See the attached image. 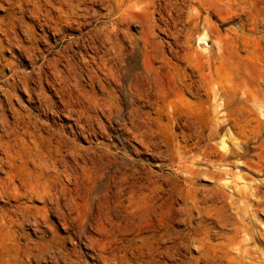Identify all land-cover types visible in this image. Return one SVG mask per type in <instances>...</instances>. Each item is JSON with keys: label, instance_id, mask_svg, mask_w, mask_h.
<instances>
[{"label": "bare ground", "instance_id": "6f19581e", "mask_svg": "<svg viewBox=\"0 0 264 264\" xmlns=\"http://www.w3.org/2000/svg\"><path fill=\"white\" fill-rule=\"evenodd\" d=\"M1 2H3V0H0V3ZM7 2L11 6L16 5L19 8V12L22 14L28 11L39 19V23L42 27L48 26L57 33L63 31L65 25L74 26V24H76L77 28L81 29L77 37V42L81 43L86 50L87 48L93 50L94 54L90 55L91 60L102 72L104 82H101L99 79L102 93H97L95 91L96 76L93 73L86 72L88 84L92 89H85L77 83L76 86L78 85V87L75 89L78 93L68 91V84L65 80H62V82H59V87L56 86V82H54V84L51 83L54 93L48 94L46 92L47 90H45V88L43 89V87L42 89L29 87L26 83V79L29 75L26 78L27 75L21 77L19 74L15 73V77L12 78V81L7 82V86L12 88V91L13 88H22V90L28 94L29 104L36 105L34 107L38 110L40 116L43 114L46 118V115L50 114L52 119H41L38 112L34 113L33 109L21 104L22 101L20 103L18 102V107L15 106L13 101L16 99L14 97L17 95L15 93L18 90L14 93V91H10L11 89H6L4 94L6 96V102L10 103V108L8 107V109L11 112L12 119L10 118V120L6 115L7 112L5 113V108L7 109V107L4 108V105L6 102L3 104L4 101H0L2 109L0 110V174H4V176L2 175V177H0L1 197L3 198V196L8 195L10 198L14 197V199L17 200L27 195L33 201L41 199L44 204L48 201L55 202L57 203L56 212L61 215L60 217L58 214L59 217L64 220L67 226H72L69 222H72L74 218L77 219V216H71L73 217L72 220L68 219V213L66 214L65 211L63 212L60 207L61 205L59 206L61 203H59L61 196H59L58 192H63L64 186L67 188L68 185V189H71V186L66 184L63 185V188L56 191L55 179L50 182L49 178H46L43 180L44 189L41 191L37 190L36 187L41 188L42 185L37 186L34 185L33 182L41 184V180L46 174H54L55 177L53 178L57 179L61 173L72 176L74 172H78L77 169L80 168L82 171L88 173L91 178L100 177L102 180L106 179V184L108 185L114 182L116 185L123 186V188L126 187L129 189L131 195L135 197L139 192L153 185L155 180L152 173L148 171L145 162H140L143 160L139 161V159L129 157L128 154L123 151L126 145L125 142H130L129 140L132 139L139 142L148 153L156 151L155 155H157L156 153L158 152L159 155L163 157L161 160H167V164L176 168L175 173H178V175L184 178V186L182 188L187 193L186 202L183 205L184 210H187L186 219L194 218V212H197V216L202 218L205 209H211L210 206L214 205L218 198L208 191H205L207 193L201 192L204 194L200 193V195L199 188L195 186V179L200 176L202 177V175H207L215 178V185L212 190L215 191L218 187H224V183L218 182L217 178L219 174L222 179V172L216 169H220L222 164L220 163L221 161L227 160L230 157L231 151L227 148V143H230L233 138L231 136L232 134L230 135V127L234 122L238 121H255L259 124L264 123V120L259 117L254 120L241 119L238 118L239 116H235L234 113L236 108L241 112L244 110L254 111L255 109H259L264 115V0H7ZM88 3L104 7L111 18L109 23L105 22L100 25H95L93 28L89 30L85 29L86 31H84V28L91 24L90 18L92 19V17L98 15V11L95 10L93 6L88 5ZM9 5L7 4V6ZM138 11L144 13L142 18L137 17L138 14L136 13ZM155 11L160 13V23L152 16V13ZM8 14L11 24H7L14 29L20 27L19 35L21 32L23 36L26 35V29L23 30L24 28H22L21 24L23 16L17 15L18 13H15V9ZM214 14H216L221 21L229 22L237 19L241 21L240 25L235 28L232 27L231 31L237 33L242 49L249 50L252 47L257 49L260 55L257 61H251L248 57L241 58L238 54L240 50L238 46L230 49L232 46L228 45L220 30L215 33L213 48L208 52L194 49L190 43H187L199 27H201L200 25L202 22L205 26L212 25L210 23V16ZM1 19L0 21L3 24L5 20L3 21ZM42 19L44 22H42ZM135 20L140 22V29L136 36L131 35L121 27L125 24H131V22ZM183 23H186L185 30L181 27ZM26 26L30 27L28 24ZM13 28L11 29L13 30ZM43 28L45 30V27ZM156 28L167 33L170 39L167 41H160L164 46V50L159 53L155 50L153 45V39L156 36ZM122 33L124 35L123 38L121 37ZM6 34L7 33H5V36L7 37ZM184 35L187 37V40H183ZM42 36H44V34ZM31 37L34 38V36ZM125 37L130 43H127ZM34 40L36 41L35 38ZM12 42L14 43V41ZM13 43L11 44L12 46ZM26 44L23 47L29 50L28 46L30 45L26 46ZM165 47L167 49H165ZM231 53L234 54V58H238V61H233L232 65H234L235 62H243L245 64V70L243 68V71L248 75L247 78L241 80L235 79L227 63ZM35 54L30 52L28 56V59L33 60V67ZM47 56L48 55H46V57ZM55 59L54 57V61ZM62 60L59 62H62ZM158 62H160V64H158ZM44 64H42V66ZM53 64H55L56 67L54 65H52V67L54 66L57 68L58 63L56 64L55 62ZM49 66H51V64ZM92 69L94 70V67ZM57 70L59 71V69ZM19 73L20 75L22 74L21 72ZM35 73L37 74L36 71ZM166 74H169L170 77L168 82L175 89L173 93L172 91L167 92L162 89L166 84L164 80ZM34 77L35 76H33V78ZM37 79L36 81L39 80ZM53 79L54 78H52V80ZM39 87L40 86H38V88ZM69 87L74 88L73 86ZM2 88H4V86ZM118 88L121 89L122 95L117 94L116 91ZM155 90L158 99L163 101V105L157 117L152 116L150 110L147 109L154 104L153 91ZM55 96L58 97V100L55 99ZM16 97H18L17 99L20 98L19 95ZM22 103H24V101ZM57 116L58 119L60 116H63L73 121L58 124L54 119V117ZM101 117H104L110 123H115V125L119 124L121 126H119V128L124 130L123 133H128L130 135V137H128V134L127 136L116 134L117 136L115 137H117L119 142L125 144L123 147L112 142L99 140V137L105 136L104 134L107 133L109 135L105 120H103V122ZM109 122L106 123L110 124ZM164 125L166 127L161 129ZM175 127H182L183 129L180 133H177L174 131ZM188 129L190 131H188ZM117 132L118 131H116V133ZM120 133L122 132L120 131ZM179 136L182 138H179ZM219 137H221L223 150L215 148V146H213L214 143H212ZM81 138L88 142L89 145L85 144L81 146V143L77 141ZM111 138L112 137L109 139ZM92 139H95V141ZM193 139L195 141H193ZM218 143L215 144L217 145ZM132 145H130L131 150L136 155H140L144 152V150L141 148L139 149L136 145ZM216 156H218L221 161L215 159ZM29 164H31L32 167H29ZM204 164L207 165L206 168H204L205 166L202 167ZM228 174L227 170V175ZM63 175H61V177ZM72 180L74 179L70 177L69 181L75 185L76 189L87 184L83 182L78 183L77 181L73 182ZM16 181H19L20 191H18L19 189L15 186ZM225 185H227V183ZM22 186H26V189L23 191L24 193L21 191ZM86 187H88V184ZM72 196L74 195L72 194ZM222 196L224 198V194H220V197ZM30 199H28V201ZM18 206H16L17 208L14 207L19 211L21 208ZM38 207L35 206V208H32L35 210V213L31 212L36 222L39 221L41 216H50L47 214L49 208L46 209L44 206L41 208ZM62 207L64 206L62 205ZM70 207L68 206L69 212L71 210ZM12 211L13 210L10 212ZM210 212L208 213L212 215ZM25 217L26 219L24 220L26 222V220L29 219V215L25 214ZM30 217H32V215ZM204 217H206L205 214ZM78 218L80 217L78 216ZM11 222H13V219ZM3 223L7 224V222ZM81 224L82 223L78 225L80 226ZM12 225L15 226L16 224ZM54 225L55 224H53V226ZM13 231L18 233L15 230ZM239 231L240 230H238V233H240ZM79 232L76 231V233ZM105 232L112 235L114 237L113 239L119 240L122 238L125 243L124 245H114V243H110V249L108 250L110 252L108 253V247L104 245L105 241L107 242V240H105L107 237L104 238L101 235L105 240L104 244L101 245L99 242L100 246L97 251H95L97 257L104 260L107 264H186L188 262L185 260L177 263L174 258V262L169 263L167 262L169 259L165 262L163 258H165V256L169 258L174 257L173 253L176 254L182 246H187L189 249H191L192 246L200 248V243L202 242L206 245L210 238V235L207 236V234L204 237L202 236V238H196L195 236L185 237L183 231L180 232L179 236L171 237L168 229H166L164 231L158 230L152 236L144 235L140 238L141 242H138L139 240L136 236H129V231L126 228L117 231L115 228L107 227ZM88 233L91 232L89 231ZM108 234L106 235L109 237ZM9 235L10 233L7 236ZM118 235L122 237L117 239ZM13 236L14 235H12V237ZM91 236L87 237V241H89L90 244L92 239L95 241V235H93L94 238L92 239ZM102 238L100 239L102 240ZM233 238L230 241H233ZM81 239L83 238L81 237ZM95 239L98 241L100 240L97 238ZM236 241L238 242L237 239ZM52 242L53 240H47L44 242L45 245L41 248L40 254L39 252L33 254V252L31 253V247L26 248V243L24 245L20 237L5 239L4 236L3 239L2 236L0 240V264H31V258H35L38 264H41L42 261L49 263L47 257L48 245ZM84 242L86 243V241ZM234 242L235 241H233V243ZM37 243L38 242H36V245H38ZM231 243L232 242L229 244ZM39 244L42 245L41 242ZM54 244L55 243H53V246ZM97 244L98 243H96V245ZM207 246L208 245L205 247ZM210 247L212 246L210 245ZM23 248L25 249L24 253ZM207 248L210 249L209 247ZM231 250L233 251V248H231ZM231 250H228L230 254ZM207 251L210 252L205 248L200 250L201 255L192 257L188 264H201L203 261L205 264H226L223 261L224 258L220 259V262H217L218 260H216V258L214 259ZM50 254H52V252ZM53 255L56 260L63 261L65 264H83L80 258L73 257L69 252L60 250L58 252H53ZM54 257L51 258L55 260ZM225 260H227V258ZM259 260L263 259L260 258ZM227 262H229V260H227Z\"/></svg>", "mask_w": 264, "mask_h": 264}, {"label": "rangeland", "instance_id": "374dc122", "mask_svg": "<svg viewBox=\"0 0 264 264\" xmlns=\"http://www.w3.org/2000/svg\"><path fill=\"white\" fill-rule=\"evenodd\" d=\"M4 1H6V2H4ZM3 2H1L2 4L0 3L1 4L0 5V19L2 18L1 20H3V21L5 20V22L3 24L0 21V25L2 24V27H1L2 29L0 28V38H1L0 39V88H1L0 89V98H1L0 101L1 102L4 101L3 104H5V102H6V96L4 94L6 89H9V90L11 89L10 91H12V88L7 86V82L12 81V78L15 77V73L19 74V76H21V77L22 76L25 77L27 75L26 78L29 75V77L26 79V83L29 85V87L35 88V89H42V87H43V89L45 88V90H47L46 92L48 94H52V92L54 91L52 89L51 83L54 84V82H56L55 83L56 86L59 87V84H60L59 82H62V80H65L66 83L68 84V86H67L68 91H74V92L78 93V91L75 89L78 87V85L84 87L85 89H92V87L88 84L89 82L87 80V73H93L96 76L95 77V91L99 94L102 93L99 79L101 80V82H104L103 81V74L97 68V65L91 60L90 55L94 54L93 50L91 48H87V50H86V48L83 47V45L81 43L77 42V37H78L81 29L77 28L76 24H74V26H71V25L66 26L65 25V29L63 31L58 32V33L55 32V30L50 29L48 26H43V27H45V30H44L42 25H40L39 19L37 17L33 16L28 11L23 13V14L20 13L19 8L16 5H14V6L9 5L7 0H3ZM7 4L10 7L7 6ZM88 5L93 6L94 9L98 11V15L92 17V19L90 18L91 24L88 25L87 27H85L84 31H86L85 29L89 30L90 28H93L95 25H100V24H103L105 22L109 23L111 18L107 14V10L104 7H102V6L99 7L97 5H91L90 3H88ZM13 9H15V13H18L17 15L23 16V20H22L21 24H22V28H24L23 30L26 29V35H24V36L22 35V32L19 35L20 27H17L14 29L12 26L8 25V24H11L9 21L10 18H9L8 13L13 12ZM136 14L139 15V16L137 15L138 18H142L144 15V13L140 12V11H138ZM152 16L155 19H157V21L160 23V20H159L160 13L159 12H157V11L153 12ZM4 17H6L8 20ZM210 20H211L210 23L212 25L205 26L202 22V24L200 25L201 27H199V29L193 34L192 38L187 43H190L194 49H197L199 51L208 52L210 49L213 48V45L215 42V33L220 30L221 33L223 34L224 39L227 41L228 45L232 46V47H230V49H232L233 47H236V46H238L240 48V50L238 51V54L241 56V58L248 57L251 61H253V60L257 61L258 60L260 55H259L257 49L253 48V47L250 48L249 50L242 49V45L240 44L239 37H238L237 33L235 31H231L232 27L235 28L236 26L240 25V23H241L240 20L237 19V20L229 21V22L221 21L216 14L211 15ZM42 22H44L43 19H42ZM27 24L30 27L26 26ZM121 27L123 29H125L126 31H128V33H130L131 35L136 36V35H138V31L140 29V22L138 20H135V21L131 22V24L130 23L125 24V25H122ZM181 27L185 30L186 29V23L181 24ZM11 28H13V30ZM14 30H17V31H14ZM29 31H30V33H29ZM4 32L7 33L6 35L9 39L5 36ZM155 33H156V36L153 39V45H154L155 50L159 53V52H162L164 50L163 49L164 46L162 45V43L160 41H167L170 39H169L168 34L163 32L160 29L156 28ZM43 34H44V36H42ZM31 36H34L36 41ZM123 36L124 35L122 33L121 37L123 38ZM10 37H12V38H10ZM39 37H40V39H39ZM18 38L20 40L24 39L25 41L24 40L20 41ZM28 38H30V39H28ZM125 39H126V37H125ZM11 40L14 41V43ZM15 40L16 41L18 40V41L16 42ZM26 40H28L29 42ZM32 40L34 43L32 42ZM183 40H187V37L185 35L183 36ZM11 42L13 43V46L11 45L12 44ZM26 42H27V44H26ZM28 43H31V44H28ZM127 43H130V42L127 40ZM25 44H26V46L30 45V46H28L29 50L24 49L23 46H25ZM19 46H21V47H19ZM38 47H40V48H38ZM31 49H32V51H31ZM39 49H41V50H39ZM165 49H167V48L165 47ZM24 52H25V54H24ZM30 52L32 54L36 53L35 54L36 56L34 59V67H33V60L28 59ZM21 53L23 56L21 55ZM46 55H48V56L46 57ZM54 57L56 58L55 61H54ZM234 57H235L234 54L231 53L230 59H228L229 62L227 61V63H228L230 70L232 71L235 79L241 80L243 78H247L248 75H246L243 71V68L245 70V67H244L245 64L243 62L242 63L241 62H235L234 65H232L233 61H238L237 60L238 58H234ZM49 60H50V62H53V63L56 62V64L58 63L57 68H55L56 65L53 63H50ZM61 60H62V62H59ZM43 62L47 65H45ZM63 62H64V64H63ZM42 64H44V65L42 66ZM50 64H51V66H49ZM158 64H160V62H158ZM52 65H54L55 67L54 66L52 67ZM93 67H94V70L92 69ZM32 68H33V71H32ZM35 68H36V70H35ZM44 69L46 72L44 71ZM53 69H55V70H53ZM57 69H59V71ZM12 70H14V71H12ZM27 70H28V74H27ZM35 71L37 72V74L35 73ZM19 72H21L22 74L20 75ZM48 72H50V73H48ZM33 73L36 75H34ZM41 73H43V74H41ZM53 73H54V75H53ZM46 74L48 75V78H47ZM4 76H5V78H4ZM33 76H35V77L33 78ZM169 77H170L169 74H166L164 76V80L166 81V84L164 87H162V89L166 90L167 92L172 91V93H173L175 91V89L172 85L169 84V82H168ZM52 78H54V79L52 80ZM71 78H73V79H71ZM36 79L39 82L36 81ZM42 79L44 80V82ZM48 79H50V80H48ZM28 82H30V83H28ZM45 82H47V83H45ZM77 83H78V85L76 86ZM5 85H6V87H5ZM3 86H4V88H2ZM38 86H40L41 88L40 87L38 88ZM69 86H73L74 88L69 87ZM13 91H14V93L17 91L15 94H17L16 96L19 95V97H20L19 99H17L18 97H16V96L14 97V98H16L13 101V104H15V106L18 107L19 103L21 101L22 102L24 101V103L21 102V104L28 106L31 109H33L34 113L38 112V110L35 109V107H34V106H36L35 104H29L28 94L25 93L22 90V88H13ZM116 92H117V94L122 95L121 94L122 91L120 88H118ZM153 95H154L153 96L154 104L151 107H148L147 109L150 110L152 116L157 117L159 115V111L161 109V106L163 105V101L158 99L156 90L153 91ZM55 99L58 100V97L55 96ZM9 105H10V103L6 102V104L4 105V108L7 107V109L5 108V113L7 112L6 115L10 119L11 118V112L8 109V107L10 108ZM0 110H2L1 106H0ZM234 113H235V116H237V117L239 116L238 118H241V119H252V120H254V119L259 117L262 120H264V115H263V113H261V111L259 109H255L254 111L244 110L241 112L240 110H238L236 108ZM38 114L40 116L39 112H38ZM40 117H41V119L44 118L43 120H47L49 118L52 119V116L50 114L46 115V118H45V115H43V114ZM54 119L58 124L68 123V122L73 121V120L67 119L66 117L64 118L63 116H60L59 119L57 116V117H54ZM101 119H102V121L105 120V124L107 125V132H109V135L106 133V134H104L105 136L99 137V140H103L105 142H112L114 144H117L118 146L121 145L120 147H123L126 144L127 147L125 145V149L126 148L127 149L126 150L124 149L123 151L126 152L129 157L139 159V161L143 160L140 162H143V163L145 162L148 171L151 172L153 175L155 183L153 185L145 188L144 191L139 192L134 197L131 195L129 189H127L126 187L123 188V186L116 185V183H114V182L110 183V185H108V184H106L107 180L106 179L102 180V179H100V177L91 178V177H89L88 173H86L85 171H82V169H80V168L77 169L79 174L77 171H75L72 176L68 175L69 177L66 175V173H61V175L64 174L63 175L64 177L62 176L64 179L61 177V175L58 176V179H57V178H53V177H55L53 173H52L53 175L46 174L45 176H43V178L41 180V184H37V183L33 182L34 185H37V186L42 185L41 188L36 187V189L41 190V191L44 189V181L43 180H45L46 178H49L50 182H52L55 179L56 191H58L60 188H63V185L69 184V186H71V189H68V185H67V188H66V186H64V188H63L64 193L61 191H58L59 196H61V198H62V199L60 198V200H59V203L61 202L59 204V206L61 205L60 207H61V210L63 212L65 211L66 214L68 213L67 216H68L69 220H72L73 217L77 216L79 223L77 222V219L74 218L73 220H75V221L72 220V222H69V224L71 223L72 226H67V224L64 223V220L62 218H60L61 215L58 212H56L57 203H55V202L48 201V202H45V204H44V202H42L41 199H39L38 201L37 200L33 201L27 195H25L22 198L21 197L18 198L19 200L14 199V197L10 198L8 195L3 196V198H2L0 195V227H1L0 228V235H1L0 240L2 239V236H3V239H4V236H5V239L20 237L22 243L24 245L26 243V248L31 247V249H32L31 253L33 252V254H37L36 252H39V254H40L41 248H43L45 245L44 242H46L47 240H53V242L50 245H48L49 249H48L47 257H48L49 263H45L44 261H42L41 264H65L63 261L61 262L59 260H56V258L53 255V252H58L60 250L64 251V252H69L75 258H80L82 260L83 264H85V263H87V264H104L105 261L102 259H99L96 255V251L99 248L100 243L102 245V244H104V241L107 240V242L105 241L104 245L108 247V249H107L108 253L110 252V251H108L110 249V246H109L110 243H114V245H124L125 244L123 242L122 238L119 240L113 239L114 237L112 235H109L107 232H105L107 227L108 228L109 227L115 228V230H117V231H120L122 228H126L129 231V236H136L137 239L139 240L138 242H141L140 238L144 235L145 236L146 235L152 236L158 230L164 231V230L168 229L169 233L171 234V237L179 236L181 231L184 232L185 237L195 236L196 238H199V237L202 238V236L204 237L206 234H207V236L210 235L209 236L210 238L208 239L209 243L207 242V244H206V245H208L207 247H209L210 249L205 247L206 245L203 244L202 242L200 243V248L197 246H192V248L189 249V247H187V246H182V248H180L181 250L179 249V251H178L179 253L178 252L176 254L173 253L174 257L169 258V257L165 256V258H163V260L165 262L169 259L167 262L172 263L176 259L175 261L177 263H180V261H182V260H185L189 263L190 262L189 260L192 257L200 256L201 255L200 250H203V248H205L206 250L210 251V252H208V251L207 252L210 253L214 259L216 258V260H218L217 262H220V259L224 258L223 261L226 264H229V263L230 264H242V263L243 264H264V123L259 124L255 121H252V122H247V121H241L240 122V121H238V122H234L232 124V126L230 127L231 128L230 129L231 130L230 135L232 134L231 136L233 138L234 137L235 138L234 139L232 138V141L230 143L229 142L227 143L228 147L226 145V147L229 148V151H231L230 157L227 159L229 162L227 160L221 161L219 158L220 157L219 155H218L219 157L218 156H216V158L214 157L215 159H219V161H221L220 163H222L220 166V169L219 170L216 169V170L222 172V175H223L222 179L220 178L221 176L219 174L217 175V178H218V182L224 183V187H220V188L218 187V189L215 191L212 190V188L215 185V178L209 177L207 175H202V177L200 176V177H197V179H195V186L197 188H199V190H200L199 194L201 192L207 193L205 191H208V192H211L212 194H214L215 197L218 198V200L214 205L210 206L211 209H208V210L205 209L204 213L202 214L203 215L202 218L197 216V212H194V218L186 219L187 218V210H184L183 205L186 202L187 193L182 188L184 186V178L181 175H178V173H175L176 168L170 164H167V160L166 161L161 160L163 157L161 155H159L158 152L156 153L158 156L155 155L156 151L148 153V151H146V149L143 148V146L140 145V143L135 141V140L131 139V140H129L130 142H125V144H121L119 142V140L117 139V137H115V136H117L118 134L122 135V136H127L128 133H123L124 130L119 128V126H120L119 124H116L117 125V127H116L115 123H110L104 117L103 118L101 117ZM165 121H166V119H165ZM106 122L107 123L109 122L110 124H107ZM112 127L115 129H113ZM165 127L166 126L164 125L161 127V129H164ZM182 129H183L182 127H175L174 131L177 133H180L182 131ZM193 130H196V129H193ZM116 131H118V132L116 133ZM120 131L122 133H120ZM188 131H190V130L188 129ZM110 134H111V136H110ZM109 136L112 138L109 139L110 138ZM128 137H130L129 134H128ZM179 138H182V137L179 136ZM92 140L95 141V139H92ZM216 140H217V142H216ZM216 140L212 142V143H214L213 146H215V148H217V149L223 150L222 143H221V137L217 138ZM77 141L79 143H81L80 144L81 146L85 145V144L89 145V143L86 142L82 138L77 140ZM193 141H195V140L193 139ZM218 142H220V143H218ZM130 143H132L133 145ZM215 143H218L219 145L218 144L216 145ZM129 144L132 146L136 145L139 149L141 148L142 150H144V152L140 155H136L134 152H132L131 146ZM140 162H138V163H140ZM222 165H224V166H222ZM30 166L32 167L31 164H29V167ZM202 167L206 168L207 165L204 164V165H202ZM227 170L229 173L228 175H227ZM0 175H1L0 177H2V175L4 176V174H2V173ZM70 177L72 179H74V180H72L73 182L77 181L78 183H82V182L87 183L88 187H86V185H87L86 184V185H84L85 188H84V186H82V187L76 189L75 185H73L71 183V181H69ZM16 182H18V183H16ZM16 182H15V186H17V188L19 189L18 191H20L19 181H16ZM57 182H58V184H57ZM226 183H227V185H225ZM231 183H233V184H231ZM71 184L73 185V189H72ZM25 189H26V186H22L21 191L23 192ZM64 189H66V190H64ZM69 190H71V191H69ZM41 191H39V192H41ZM65 191H67V192H65ZM65 193H67V194H65ZM204 193H201V194H204ZM72 194L74 196H72ZM220 194H222V195L224 194V198H223V196L220 197ZM71 196H72V198H71ZM5 197L7 199L9 197V199L7 200ZM28 199H30V200L28 201ZM23 200L25 201V203ZM16 202L17 203L21 202L20 204H18L20 206L16 205L17 204ZM66 202H70V203H66ZM33 204H35V205H33ZM24 205H27V206H24ZM62 205L65 208L62 207ZM14 206L15 207L18 206L21 209L22 208L23 209L22 210L20 209L18 211L16 209L17 207L15 208ZM35 206L38 208H41L43 206L46 209L49 208L50 213L48 212L47 214L50 216H48V217H47V215L44 217L41 216L39 218V221L36 222L34 219V215L31 214V212L35 213V210L32 209V208H35ZM51 206H53V207H51ZM68 206L69 207L71 206L70 207L71 210L73 209L72 211L70 210L71 213L68 211L69 210ZM27 207L28 208L30 207L31 209L29 208L30 209L29 210ZM27 209H28V211H27ZM50 209H51V211H54V212H51ZM11 210H13V211L10 212ZM210 211H212L213 213ZM21 212H22V214H21ZM208 212H210L212 215H210ZM10 214H12V215H10ZM25 214L29 215V219H27L28 221L26 220V222L24 220V219H26ZM56 214H57V216H56ZM58 214L60 215V217ZM204 214L206 215V217H204ZM217 214L220 216H218ZM221 214H222V216H221ZM31 215H32V217H30ZM71 216H73V217H71ZM78 216L80 218H78ZM216 216H217V218H216ZM12 219H13V222H11ZM19 219H21L22 221ZM79 219L82 221H80ZM7 220H10V221H7ZM23 220H24V222H23ZM3 222H7V224L3 223ZM9 223L10 224L11 223L16 224V225L14 226L11 224L12 225L11 226ZM72 223L73 224L75 223V224L73 225ZM80 223H82L80 225L81 227L78 225ZM85 223H87V224H85ZM53 224H55V225L53 226ZM43 225H44V227H43ZM198 225H199V227H198ZM200 225H202L203 227ZM13 227H15L17 229H15ZM10 228H12V229H10ZM39 229H41V230H39ZM43 229H44V232H43ZM13 230H15L18 233H15ZM75 230L78 232L79 231H82V232L76 233ZM99 230H101V231H99ZM238 230H240L239 231L240 233H238ZM12 231L15 234H13ZM45 231H47V232H45ZM89 231L92 234L88 233ZM9 233H10V235H9L10 237L7 236ZM45 233H46V235H45ZM11 234L14 236L12 237ZM17 234L21 235V236H18ZM87 234H89V235H87ZM106 234H108L109 237ZM93 235H95L94 237L97 239L102 238V236L104 238L105 237H107V238H105V240L102 238L103 241L101 239H100L101 241L100 240L98 241L93 237ZM26 236H28L30 240ZM89 236H91V239L94 238V240H95V241H93V239H92V242H91L92 245L90 244L89 241H87V237H89ZM233 236H234V238H233ZM78 237H80V238H78ZM81 237L83 239H81ZM120 237H122V236L118 235L117 239ZM44 238H46V239H44ZM70 238L73 240H71ZM232 238H233V241H235L234 243H233V241H230ZM36 239H38L42 245H40L39 244L40 242ZM108 239L109 240L112 239V240L109 241ZM236 239L238 240V242L236 241ZM27 240H29V241H27ZM25 241H27V242H25ZM84 241H86V243ZM36 242H38L37 243L38 245H36ZM230 242H232V243L229 244ZM27 243H32V244H27ZM53 243H55L54 246H53ZM96 243H98V244L96 245ZM232 244L235 246H233ZM32 245H34V246L36 245V246L34 247ZM51 245H52V247H51ZM210 245L212 247H210ZM59 246H61V247H59ZM55 247H57V248H55ZM95 247H97V248H95ZM231 248H233V251L231 250ZM33 250H35V251H33ZM228 250L229 251L231 250V254H230V252H228ZM24 252H25V249L23 248V253ZM51 252H52V254H50ZM93 255H95L96 257ZM248 255L250 258L248 257ZM50 256L54 257L55 260L53 258H51ZM258 256L263 260H259L260 258ZM226 258H227V260H229V262H227V260H225ZM229 258L231 259V262H230ZM97 259H99V260H97ZM171 259H172V261H171ZM242 259H243V261H242ZM213 262H215V261H213ZM32 263L38 264V261L36 262L35 258H31V264ZM188 263H186V264H188ZM105 264H107V263H105ZM201 264H205V262L203 261Z\"/></svg>", "mask_w": 264, "mask_h": 264}]
</instances>
